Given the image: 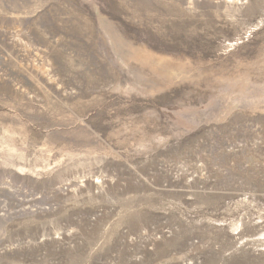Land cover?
Segmentation results:
<instances>
[{
	"label": "rangeland",
	"instance_id": "obj_1",
	"mask_svg": "<svg viewBox=\"0 0 264 264\" xmlns=\"http://www.w3.org/2000/svg\"><path fill=\"white\" fill-rule=\"evenodd\" d=\"M0 264H264V0H0Z\"/></svg>",
	"mask_w": 264,
	"mask_h": 264
}]
</instances>
